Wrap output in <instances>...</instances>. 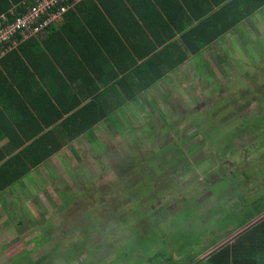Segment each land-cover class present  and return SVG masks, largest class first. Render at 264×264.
<instances>
[{
    "label": "crops",
    "instance_id": "0c3cea01",
    "mask_svg": "<svg viewBox=\"0 0 264 264\" xmlns=\"http://www.w3.org/2000/svg\"><path fill=\"white\" fill-rule=\"evenodd\" d=\"M156 1L74 3L47 29L27 37L42 45L53 33H58L55 42L41 47L47 59L31 54L33 63L22 57V62H18L16 55L10 53L18 51L25 41L22 34L6 44V51L0 57V174L20 172L25 166L29 170L0 190V264L38 263L36 260L40 258L35 251L44 249L37 248L38 244L33 242L36 221L46 224L55 215L67 219L68 214L67 209L57 212L60 208L53 205L49 192L45 196L44 190H49L60 177L54 171L83 170L78 169L80 164L74 158L79 159L81 151H102L108 147L104 144L106 139L118 135L114 134L120 123L117 111L128 105L126 102L133 101L132 80L135 69L142 63H153L161 54V64L168 66H163L166 69L163 75L136 93L137 99L133 98L138 104L139 101L154 103L148 97L149 90L165 82L163 78L169 74L186 75L194 84H201L198 87L208 86L209 77L218 80L215 76L223 69L241 71L247 67L245 60H251L248 68L254 69L260 58H264V5L260 7L259 0H200V5L196 0H176V7L184 11V17L180 9L169 5V0ZM81 32L84 33L78 35ZM248 34L253 36L250 38ZM195 35H200L202 42H193ZM239 36L242 41L237 39ZM58 46L61 51L52 58L47 49L54 52ZM168 54L170 58L166 61ZM239 60L242 62L238 63ZM190 85L193 89L192 82ZM99 112L105 113V117L98 118ZM38 154L49 157L36 166L31 165ZM16 157L19 159L15 160ZM67 183L68 180L61 179L56 185ZM68 198L74 202L71 205H80L78 196ZM102 210L86 213L85 219L97 223L70 227L78 230L76 237L81 236L80 228L88 233L68 241L71 245L67 247L64 244L58 264H190L196 259L194 253L189 255L186 251L184 256L178 255V251L175 256L170 255L171 259L160 255L162 261L158 263L154 260L159 255L153 242L144 246L122 243L114 233V211ZM263 219L264 211L240 229L248 225L246 231ZM11 221L18 224L25 221L29 230L23 232L12 227ZM98 224H106L107 229L100 232ZM131 224L134 223L128 224L129 232L134 226ZM58 230L59 225L54 231ZM45 231L48 236L52 234ZM125 231L126 228L121 237L128 234L131 242L140 236V232L131 235ZM41 233L39 230L38 234ZM123 247H131L134 252L121 250ZM210 249L204 248L198 256ZM67 251L77 252L78 256L71 260L67 258ZM122 257L128 258L126 262Z\"/></svg>",
    "mask_w": 264,
    "mask_h": 264
},
{
    "label": "rangeland",
    "instance_id": "374dc122",
    "mask_svg": "<svg viewBox=\"0 0 264 264\" xmlns=\"http://www.w3.org/2000/svg\"><path fill=\"white\" fill-rule=\"evenodd\" d=\"M237 39L242 41L240 36ZM250 61L245 60L247 67L236 73L223 69L215 76L218 80L209 77L208 86L198 87L201 84H194L186 75L169 74L163 78L165 82L148 92L156 104L126 102L128 105L117 111L120 123L116 128L121 135L106 139L108 147L101 149L103 153L81 151L74 162L83 170L54 171L60 177L44 193L49 192L53 205L60 208L57 212L67 209L68 214L67 219L55 215L46 224L36 221L33 242L44 249L35 251L40 258L37 264H51L52 260L58 264L64 244L67 247L71 245L68 241L88 233L80 230L86 225V213L103 211L101 200L121 203L115 206L119 210L114 209L112 219L116 238L128 240L121 235L124 228V233L129 232V219L132 215L143 217L131 225L138 226L140 234L158 236L157 242L148 236L140 243L153 242L158 263L160 255L166 258L178 251V255L185 256L186 251L192 255L212 245L196 257L202 259L214 248L231 243L241 231L239 226L264 207V106L260 109L264 102V58L254 69L248 68ZM247 87L253 91H243ZM258 88L260 91L255 90ZM238 117H244L246 123ZM168 143L173 150L168 151L173 157L171 165H162L161 156L148 160ZM169 154H165L166 161ZM61 179L69 183L57 186ZM88 183L93 188L88 189ZM63 195L67 199L78 196L80 205L63 201ZM10 224L23 232L29 230L25 221ZM58 225L60 230L54 231ZM72 226L81 227V236L76 237L78 230H70ZM106 229V224H98L100 232ZM45 230L52 234L48 236ZM120 249L134 252L131 247ZM122 259L126 262L128 258Z\"/></svg>",
    "mask_w": 264,
    "mask_h": 264
},
{
    "label": "trees",
    "instance_id": "16d2710c",
    "mask_svg": "<svg viewBox=\"0 0 264 264\" xmlns=\"http://www.w3.org/2000/svg\"><path fill=\"white\" fill-rule=\"evenodd\" d=\"M162 1H164V0H162ZM201 1L205 2V0H201ZM196 2L199 3V5H200V0H196ZM176 3H177L176 0H169V5H171L173 7H176ZM156 4H158L157 1H156ZM257 4L260 7L263 6L264 0H259V2ZM31 7H32V0H0V17H2V16L5 17L7 19L6 23H11V22H14L17 18L22 17L26 13V9L31 8ZM176 8L180 9V12L183 14V17H184V15H185L184 11L181 10L180 7H176ZM159 9L161 11H163V9L160 6H159ZM96 13H97V11H95L94 14H96ZM89 14H90V12L87 13V15H89ZM76 30L78 31L80 29H76ZM82 33H84V32L78 33V35H80ZM190 33L191 32L188 33V36ZM53 35H54V33H53ZM53 35L47 41H43L41 43L42 45H39V43H37L33 37L32 38L29 37V38L25 39V41L21 44V46H19L18 51H13L10 54L16 55L15 57L17 58L18 62H22V58H25L27 60H30V62L33 63V60L30 58L31 54L32 55L36 54L40 59H42V57H44V59H47V56L45 55V52H44L43 48H41V47H43V46L47 47L49 44H51V42L53 40L55 42L57 40L55 37H57L59 35H58V33H56L54 36ZM16 37L20 38V31H18V30L15 31L9 37V38H11L9 41H7V42L3 41L2 42L0 49L3 50L7 46L6 44L9 43L10 41H12V39H14ZM191 40H193V42L194 41L202 42V38H200V35H195L194 39L192 38ZM209 40L210 39H207L206 41H209ZM199 45H201V43ZM47 50H48L47 51L48 54H50V56L52 58L54 55H56L57 53H60V51H61L59 46H58V50H56L54 52L51 51V48H48ZM69 50L70 49L68 48V51ZM19 53H21V54L18 55ZM62 53L65 54L66 51H62ZM160 56H161V54L158 55V59H156L153 63L152 62L149 63V61H146L145 63H142V65L140 67H138V69H135V77L132 80L133 89H131V91H133V92L132 93L130 92V94H133V96L131 98L133 101H137L136 100L137 99L136 93H141V90L143 88L150 85L156 78H158L159 76L163 75L166 72V69H164L165 67H163V66H168V65H162L161 64ZM169 58H170V55L168 54L166 61ZM166 64H168V63H166ZM160 67H162L163 69H160ZM255 90L260 91V88H258V90L257 89H255ZM243 91L252 92L253 89H249V87H247V88H244ZM133 97H135L136 99ZM263 106H264V102L260 103V107H261L260 109H262ZM97 117L98 118H100V117L104 118L105 113L101 114L99 112V116H97ZM238 118L243 119L244 124L246 123V121L244 120V117H238ZM256 120H258V119H256ZM165 122H167V121H165ZM253 122H254V120L249 121V124H251ZM111 126L115 127V125H111ZM251 126L252 125L246 127V129H249ZM165 130H169V127H166ZM115 133L116 134L118 133L119 135H121V133H119L116 130V128L114 130V134ZM120 138L123 139V136H121ZM170 146H172V143L166 144L159 151H154V153H151V154H154V156L153 157L150 156L152 158L148 159V160H153V158H157V157L161 156V160H162L161 164L162 165L163 164H170L171 165L172 161H173V157H172V154H169L168 151H173V150L171 149ZM177 151H181V150L178 149ZM103 152L104 151H100L99 153H103ZM181 152L183 153V151H181ZM167 153L170 155V157L166 161L165 160V154H167ZM25 157L26 156L24 154L23 158H25ZM48 157H49L48 154H38L35 157L34 162L31 163V165L36 166V164H38L42 160H45ZM16 159H19V158L16 157L15 160ZM15 160L11 161V163H14ZM28 170H29V167L25 166L22 171H20V172L17 171L18 173L13 172V170H12L10 172L8 171L9 173L4 172V173L0 174V190L7 188L6 186H8L14 180H17L20 176L26 174L28 172ZM87 174L90 177V174L89 173H87ZM88 185H89L88 189L93 188L90 183H88ZM66 197H67V195L62 196L63 199ZM99 206L101 209H105L104 211L113 212L114 209L119 210L118 208H115V206H121V203L117 202V203L111 204V203H107L106 200H101L99 203ZM113 206H114V208H113ZM263 211H264V207H261L255 212V214L253 216L258 215V214L262 213ZM141 218H143V217L139 216L138 219H135V216L132 215L131 218L129 219V222L137 224L138 221H135V220H140ZM247 221H249V220H247ZM94 222L97 223L96 220L92 221L91 219H85V223L88 227L90 225L94 224ZM99 222H101V221H99ZM246 223H247L246 221L243 222L239 226V228L242 227L243 225H245ZM137 227L138 226H134V227L129 228L130 232H128V233H130L131 235L137 234L135 229H137V231L140 232V229ZM148 236L153 237V234L151 232L146 233V234L142 233V234H140V236L136 237V239L132 242L130 239H128V240H121L120 239V241H122V243L124 242V244L129 243V245H134L136 243L140 244L141 242L143 243V241H144L143 239L146 237L148 238ZM126 237H128V234L125 236V238ZM121 238L125 239L124 237H121ZM156 239H158V236ZM214 245H216V244H214ZM211 247H212V245L209 246L207 249H209ZM63 251L60 252L61 255L63 254ZM65 253L67 255V258H71V260H73L74 258H76L78 256L77 252L73 253V252L67 251ZM199 253H200V251L194 253L195 254L194 256L197 257ZM166 259H171L170 255H168L166 257ZM263 259H264V219L259 221L256 224H254L250 228H248L246 231H244L239 236H236L231 243L219 246L218 248L213 250L211 253H209L207 256H205L204 258H202V259L196 258L190 264H264Z\"/></svg>",
    "mask_w": 264,
    "mask_h": 264
},
{
    "label": "built area",
    "instance_id": "2783aa9c",
    "mask_svg": "<svg viewBox=\"0 0 264 264\" xmlns=\"http://www.w3.org/2000/svg\"><path fill=\"white\" fill-rule=\"evenodd\" d=\"M81 0H32V7L14 22L6 23L5 17H0V48L3 41L7 42L15 31L23 34V39L46 29L52 22L65 14L74 3ZM6 49H0V57Z\"/></svg>",
    "mask_w": 264,
    "mask_h": 264
},
{
    "label": "water",
    "instance_id": "95a60500",
    "mask_svg": "<svg viewBox=\"0 0 264 264\" xmlns=\"http://www.w3.org/2000/svg\"><path fill=\"white\" fill-rule=\"evenodd\" d=\"M247 226H248V225H247ZM247 226H245L243 229H241V231H239L238 234H240L242 231H244V230L247 228ZM238 234H237V235H238ZM237 235H235L234 237H236ZM224 244H225V243H224ZM222 245H223V244H222ZM217 248H218V247H217ZM214 250H215V249H214ZM209 253H210V252H209ZM209 253H208V254H209ZM208 254H207V255H208ZM207 255H206V256H207Z\"/></svg>",
    "mask_w": 264,
    "mask_h": 264
},
{
    "label": "clouds",
    "instance_id": "9594fccd",
    "mask_svg": "<svg viewBox=\"0 0 264 264\" xmlns=\"http://www.w3.org/2000/svg\"><path fill=\"white\" fill-rule=\"evenodd\" d=\"M239 235V234H238Z\"/></svg>",
    "mask_w": 264,
    "mask_h": 264
}]
</instances>
